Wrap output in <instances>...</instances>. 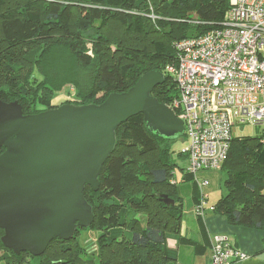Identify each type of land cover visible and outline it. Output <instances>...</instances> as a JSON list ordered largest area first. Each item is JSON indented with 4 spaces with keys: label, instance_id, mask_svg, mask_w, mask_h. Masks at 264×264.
<instances>
[{
    "label": "trees",
    "instance_id": "1",
    "mask_svg": "<svg viewBox=\"0 0 264 264\" xmlns=\"http://www.w3.org/2000/svg\"><path fill=\"white\" fill-rule=\"evenodd\" d=\"M228 8L229 0H0V101H17L24 114H34L57 107L52 95L71 88L73 98L65 103L100 104L154 70L164 82L151 95L169 105L178 95L165 72L176 58L174 43L218 27ZM175 140L150 132L142 114L117 127L98 190H83L94 215L89 227L100 231L96 254L79 246L76 230L69 241L52 240L37 257L15 254L0 241V264H175L177 251L168 239L192 242L180 236L179 185L193 181L185 173L171 182ZM220 170L227 174L226 193L210 211L231 226L264 232V130L233 137ZM193 192L198 198L195 184ZM122 201L128 209L119 208Z\"/></svg>",
    "mask_w": 264,
    "mask_h": 264
},
{
    "label": "water",
    "instance_id": "2",
    "mask_svg": "<svg viewBox=\"0 0 264 264\" xmlns=\"http://www.w3.org/2000/svg\"><path fill=\"white\" fill-rule=\"evenodd\" d=\"M164 74L148 71L122 93L100 104L64 103L24 114L17 101H0L1 243L15 254L40 256L54 239L69 241L94 215L83 196L98 190V175L115 145V131L142 114L146 128L161 137L184 135L183 121L151 95ZM165 204L174 200L157 194Z\"/></svg>",
    "mask_w": 264,
    "mask_h": 264
},
{
    "label": "built area",
    "instance_id": "3",
    "mask_svg": "<svg viewBox=\"0 0 264 264\" xmlns=\"http://www.w3.org/2000/svg\"><path fill=\"white\" fill-rule=\"evenodd\" d=\"M174 47L176 58L165 72L178 95L168 106L183 121L185 171L199 188L195 212L200 215L209 181L199 174L220 170L233 139L232 126L264 122V0H229L218 27L176 41ZM245 258L227 236L213 235L209 264Z\"/></svg>",
    "mask_w": 264,
    "mask_h": 264
},
{
    "label": "crops",
    "instance_id": "4",
    "mask_svg": "<svg viewBox=\"0 0 264 264\" xmlns=\"http://www.w3.org/2000/svg\"><path fill=\"white\" fill-rule=\"evenodd\" d=\"M199 176L209 181L207 187L210 184L213 185L211 182L215 177L213 172H203ZM189 183L190 186L188 187H183L180 184L179 191L182 200L183 196H190L187 201V210L190 211L189 213H193L194 217L188 215L187 219H183L182 215L180 236L190 239L192 242L182 244L174 237L168 239V245L177 251V261L175 264H201L202 258L206 264H209L211 239L216 233L227 236L234 246L246 254V258L242 261L234 262L231 260L230 264H264V232L248 227L231 226L223 216L211 212L210 207H206L203 214H196L195 205L200 200V192L198 198L195 197L193 186L196 183H193V181H189ZM207 187H205L204 192L208 198V193L213 186Z\"/></svg>",
    "mask_w": 264,
    "mask_h": 264
},
{
    "label": "rangeland",
    "instance_id": "5",
    "mask_svg": "<svg viewBox=\"0 0 264 264\" xmlns=\"http://www.w3.org/2000/svg\"><path fill=\"white\" fill-rule=\"evenodd\" d=\"M33 73H35V75L37 77L39 76L37 71H33ZM67 91H71V92L68 93ZM72 94H73V91L71 88L61 90V91L57 92L56 94L52 95V97L50 99V104L52 106L58 107L61 104H64L66 101H68L67 99L73 98ZM263 128H264V124L259 125V126L251 125L249 123H245L242 126H240L239 124H235L232 126V135L235 138L242 137V136H254V135L260 133ZM187 145H188V140L185 137H180V138L176 139L171 145L172 158H173L174 163L177 165V167L173 171V176H174L175 181H179L181 179V177H183L186 173V171L184 172V169L187 166V158H184L181 155V151L183 149H185V147ZM180 169H183V172ZM212 172L214 173L215 177L213 180H211L213 185L210 184V186L207 187V188H210L211 186H213L211 191L208 193V198L206 197V199H207L206 207L207 208L210 207L212 203H216L217 200L220 198V196H222L223 194L226 193V188H225L224 182H225V179L227 177V174L221 170L210 171V173H212ZM182 185H183V187H186V186L188 187V186H190V183L185 182L184 184H181V186ZM204 191H205V189H204ZM86 194H89V192L86 191ZM189 198H190V196H183V202H182V204H183V208H182L183 209V219H187V217H189L188 215H192V217H194V214L189 213L190 211L187 210V208H188L187 201ZM117 205H121V207H119V208L128 209L126 204L123 201L121 203L118 202ZM138 216L137 217L140 218V221H144L143 217H141L140 215H138ZM77 231H78V233L76 234V238H77L79 246L88 255L96 254L97 247H98V237H99V232H100L96 228V226L89 227V228H80ZM234 247H236V246H234ZM201 264H206V262L203 260V258H202Z\"/></svg>",
    "mask_w": 264,
    "mask_h": 264
}]
</instances>
